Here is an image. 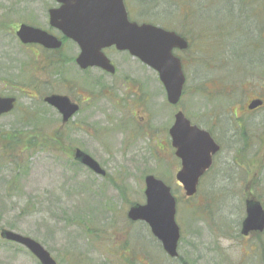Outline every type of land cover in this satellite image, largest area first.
<instances>
[{
  "label": "rangeland",
  "instance_id": "1",
  "mask_svg": "<svg viewBox=\"0 0 264 264\" xmlns=\"http://www.w3.org/2000/svg\"><path fill=\"white\" fill-rule=\"evenodd\" d=\"M41 2L33 3L39 11L47 1ZM230 2L124 0L140 19L179 31L190 40L191 52L184 56L186 84L178 105L210 126L218 124L223 148L214 174L204 177L198 192L187 197L175 179L179 161L157 142V133L164 135L174 114L165 105L163 90L157 89L159 111L147 114V125H142L141 114L112 112L105 114L112 122L94 126L95 120L102 122V111L83 108L72 123L60 128L57 110L43 100L46 92L75 96L88 89L104 94L101 88L88 85L74 62L58 63L63 56L50 53L46 60L45 56L34 58L18 41L15 29L21 22L30 24L34 17L40 23L39 14H26L19 0H0V95L17 99L16 107L0 116V231L34 239L57 264H264V231L240 234L245 200L256 198L264 207V112L234 114V107L241 110L246 98L232 92L235 85L231 83L235 73L231 60L252 57L247 48L253 41L264 49V7L258 4L259 18L251 23L252 2L240 3L239 15L234 11L237 29L228 22ZM221 28L239 38L227 36L223 42ZM71 49L67 56L75 54V48ZM124 57L129 68L133 59ZM37 59V68L33 64L32 69L29 63ZM211 61L219 63L217 71ZM93 75L97 78L99 73L93 71ZM215 81L226 87L222 94L228 98L220 94ZM35 91L34 97L29 96ZM209 100L214 106L210 108L217 111H206ZM99 102L105 103L104 99ZM237 116L242 118L241 126ZM121 118L123 125L116 122ZM253 130L257 137H252ZM53 135L57 139L51 140ZM29 136L39 146L22 150ZM75 147L95 159L105 173L98 175L76 162ZM148 174L162 179L177 199L176 258L164 252L146 223L126 217L131 205L144 202ZM0 264L40 263L23 246L0 236Z\"/></svg>",
  "mask_w": 264,
  "mask_h": 264
},
{
  "label": "water",
  "instance_id": "2",
  "mask_svg": "<svg viewBox=\"0 0 264 264\" xmlns=\"http://www.w3.org/2000/svg\"><path fill=\"white\" fill-rule=\"evenodd\" d=\"M62 3L50 11L51 24L72 38L80 47L77 63L81 67L96 65L109 70L110 62L101 49L115 45L128 50L133 56L155 69L166 91L168 102L175 104L182 93L185 77L180 59L172 53L174 48L187 47L186 40L174 31L149 23L129 22L123 0H56ZM24 43L37 42L55 48L59 42L40 29L22 24L16 32ZM111 66V65H110ZM44 100L62 113L67 120L76 109L65 96L51 94ZM14 107V97L0 96V114ZM180 168L175 178L186 196L196 192L200 175L211 164V154L217 149L209 134L190 125L181 111L175 114L169 129ZM74 159L98 174H104L96 160L80 149ZM144 203L131 205L126 216L132 221L145 222L152 235L160 241L170 257L178 255L179 225L175 219L176 198L171 188L152 174L144 177ZM246 215L241 223V233L261 232L264 229V209L255 199L245 202ZM0 236L28 249L41 264H57L50 253L34 239L20 233L2 229Z\"/></svg>",
  "mask_w": 264,
  "mask_h": 264
},
{
  "label": "flooded vegetation",
  "instance_id": "3",
  "mask_svg": "<svg viewBox=\"0 0 264 264\" xmlns=\"http://www.w3.org/2000/svg\"><path fill=\"white\" fill-rule=\"evenodd\" d=\"M42 0H19V2H23L24 6L26 9H24L26 14H31L33 13V16L36 14H39L40 17V23L35 22L36 18L34 17L33 19L35 20H28L31 21L29 23H24L21 22L18 24V27L15 29V34L19 27L24 24L27 26H31L37 29H40L42 31H45L47 34L53 36L56 38V40L59 42V46L55 48L51 47H46L43 44L37 43V42H30V43H24L22 42L16 35L18 41L20 42L21 45L29 49V52L31 55H34V58L40 57V56H45L44 60L47 59L48 54H57L58 57H62L61 60L58 59V63H61L63 61H72L75 63V65L78 68V73L84 77L85 80H87L88 85L92 87V84L96 88H101V92L104 94L102 96L97 95V93H94V91L84 89L83 92H78L77 95H72L71 93H49L46 92L45 95H43V100L46 96L51 95V94H58L61 96H65L68 98L69 102L76 105V109L70 117L63 121L62 113L57 109V112L60 116V128L61 126L68 125L69 123L73 122V117L75 114H78L79 111H81L83 108H88L91 110L94 109H100L102 114L104 115V118L102 119V122H97L96 120L93 122L94 126L95 125H101L106 122H112V118L108 117L107 113H112V112H117L120 114H131L133 117L136 116V114H141V123L142 125L145 124L147 125L149 123L150 118H148L147 114L153 112L157 113L159 111V105L155 100L156 95L160 94V92L157 91V89H162L163 93L165 95V105L166 107H171L172 110H174L173 114V121L172 123L168 126L165 127L164 129V135L160 131L158 132V138L157 142L159 144H163V149L165 151H168V154L173 156L177 161H179V168H180V160L176 156V148L172 144V139L169 133V129L172 126L175 118V114L178 111H181L184 116L188 119L190 125L196 126L198 129L203 130L209 134V136L212 138L214 143L217 145V149L214 153L211 154V164L209 167L200 175L198 179V183L196 186V193L198 192L201 184V180L205 177H208V175L213 173V169L215 168V165L217 163V156L222 150V144L220 142V136H219V128L218 124H211V126L208 123H205L204 121H201V119H197L194 115H187L182 109H180L178 103L183 97V92L185 89V84H186V76L184 73V67H186V64H184L185 61V55L188 56V54L191 52V46H190V40L186 38L182 33H179V31H176L174 29L169 30H174L178 34H180L182 37L185 38L187 41V47L183 49L179 48H174L173 49V54L180 58V62L182 65L185 81L183 84V89H182V94L180 96V99L175 103L172 104L168 102L167 96H166V91L164 89V86L160 80L159 73L153 69L152 67L148 66L141 60H139L137 57L133 56L128 50H120L116 48L115 45L107 46L101 49L102 53L108 58L110 65H109V70L103 69L99 66L96 65H88L86 67H81L77 63V57L79 56L81 50L79 45L70 37L65 35L59 28L53 26L50 21V11L52 9H57L59 8L62 3L57 2L56 0H46L47 2L43 3L45 4L44 8L42 9V6L39 11V7L33 6V3L41 2ZM15 9H17L16 6H14ZM13 8V10H15ZM34 8V9H33ZM127 10V18L129 22H135L137 24H143L146 22L155 24L151 21H148L143 18H139V16H136L137 12L130 11L126 8ZM40 12V13H39ZM139 13V12H138ZM162 26V25H159ZM164 27V26H162ZM168 29L167 27H164ZM260 41V40H258ZM264 44V43H263ZM71 46L75 48V54L67 56L65 52L69 51L71 49ZM252 46V47H251ZM251 47V48H250ZM250 47H248L247 51L249 54H252V57L250 58H244V59H237L236 61L231 62L234 66L235 73L232 75L234 78L232 85H235L232 87L234 90L235 94H238L241 96V99L244 100V97L246 98L243 101V104H241V110L237 111V107H234L233 112L234 114H256L258 112H264V49L261 48V45L258 42L251 43ZM250 48V49H249ZM72 51L74 49H71ZM130 57L133 59L131 62L132 64L128 68V58ZM233 57V56H232ZM217 60V59H216ZM39 59L30 61L29 65H31L34 69V65L37 68ZM49 62V61H47ZM34 64V65H33ZM211 65H214L212 69L214 71H217L219 68V63H212ZM212 70V71H213ZM95 71L99 73L98 77L92 76V72ZM232 73V70L229 72ZM61 75V74H60ZM92 76V77H91ZM96 78V79H95ZM209 78V77H208ZM207 78V79H208ZM216 80H220V76L217 75ZM215 83L218 85L217 88L220 91V94L225 98H228V94L224 92L225 86H219L220 82L215 81ZM210 84V82L208 83ZM215 84V86H216ZM208 86V85H207ZM209 87V86H208ZM209 88H214L213 86ZM239 88V89H237ZM228 90V89H227ZM157 91V92H156ZM34 94H30L29 96L34 97L38 92L35 91L33 92ZM3 96V95H0ZM9 97H14V108L16 107L17 104V99L15 95H6ZM41 96V95H40ZM39 96V97H40ZM214 96V95H213ZM98 99V101H97ZM104 99L105 103L103 105H100V100ZM208 99L210 97L208 96ZM44 102L49 105L45 100ZM209 107L206 108V111L209 109H214L215 108H210L214 106H210V100L207 104ZM232 105V104H231ZM229 105V107H231ZM53 107V106H52ZM13 108V109H14ZM12 109V110H13ZM227 109V108H226ZM11 110V111H12ZM217 111V110H216ZM212 111L206 112V113H211ZM215 112H212L211 115L213 116ZM7 113L0 114L4 115ZM155 116V114H153ZM209 118V117H208ZM236 118V123L237 125L241 126L242 124V118L240 116L235 117ZM132 121V120H131ZM119 124H124V119L121 118L117 120ZM113 123H115L113 121ZM111 123V124H113ZM264 124V123H263ZM59 131H61L59 129ZM59 131L57 134H59ZM243 131V130H242ZM156 134V135H157ZM56 135V134H55ZM50 136L54 137V139H57L56 136ZM259 134L257 132H252V137H257ZM58 137V136H57ZM251 139V137H249ZM51 139V140H54ZM161 147V145H159ZM158 146V148H159ZM76 149H81L79 147H75L73 152ZM82 150V149H81ZM179 168L176 170V172L179 170ZM214 174V173H213ZM249 236V235H246Z\"/></svg>",
  "mask_w": 264,
  "mask_h": 264
},
{
  "label": "trees",
  "instance_id": "4",
  "mask_svg": "<svg viewBox=\"0 0 264 264\" xmlns=\"http://www.w3.org/2000/svg\"><path fill=\"white\" fill-rule=\"evenodd\" d=\"M246 1H251L252 3H251V6H252V9L250 10V12H252V13H255V14H251V16H252V20H251V23H253L254 21H256V20H258V18H259V15H258V13H260L261 11V5H262V7H264V0H231V2H230V5H229V10L231 11V13H232V15H231V17H230V21H228L232 26L234 25L237 29H239V27L238 26H236L235 24H236V16H235V13H234V11H236L237 10V12H238V15H239V8H238V5H240V3L241 4H244ZM232 3H235L236 5H234V4H232ZM259 3H261V5H258ZM200 8H203V6H201ZM188 9H189V6H188ZM243 11V10H242ZM243 13H244V11H243ZM262 13H264V11L262 10ZM264 20V19H263ZM240 25V24H239ZM234 28V27H233ZM235 28V29H236ZM234 30V29H233ZM235 34H237L236 32H234ZM221 35H223L222 36V39H224L223 40V42L225 41V38L227 37V36H233V37H236L237 35H231V30H230V32L229 33H227V34H225L224 33V31H223V29L221 28ZM238 38H239V35L237 36ZM257 41L258 40H262L261 38H258V39H256ZM255 41H253V42H251V43H254ZM226 43V42H225ZM227 46H230V45H228V44H226ZM36 130V129H35ZM29 137H31L30 138V140L28 141V146L27 147H24V148H22V150H26V148H33V149H35L36 147H38L39 146V144H38V142H37V140H36V138H38L39 136L38 135H36L35 137L36 138H33V136H29ZM51 139H54V137H51ZM262 251H264V248L262 249Z\"/></svg>",
  "mask_w": 264,
  "mask_h": 264
}]
</instances>
